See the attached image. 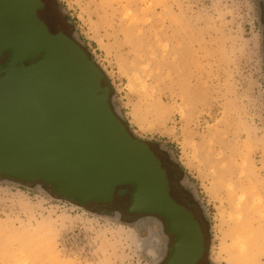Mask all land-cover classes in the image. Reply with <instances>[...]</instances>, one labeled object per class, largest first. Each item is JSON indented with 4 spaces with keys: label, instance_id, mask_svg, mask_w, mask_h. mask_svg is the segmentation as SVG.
I'll list each match as a JSON object with an SVG mask.
<instances>
[{
    "label": "rangeland",
    "instance_id": "obj_1",
    "mask_svg": "<svg viewBox=\"0 0 264 264\" xmlns=\"http://www.w3.org/2000/svg\"><path fill=\"white\" fill-rule=\"evenodd\" d=\"M58 1L128 130L168 149L193 186L210 264H264L256 0ZM1 180L0 264H158L167 250L155 217L121 224Z\"/></svg>",
    "mask_w": 264,
    "mask_h": 264
},
{
    "label": "water",
    "instance_id": "obj_2",
    "mask_svg": "<svg viewBox=\"0 0 264 264\" xmlns=\"http://www.w3.org/2000/svg\"><path fill=\"white\" fill-rule=\"evenodd\" d=\"M15 6L16 0H0V54L10 56L0 71L1 182L83 210L90 202L110 204L117 189L130 187L126 213L155 217L164 234L161 217L177 236L167 264H196L200 229L171 199L166 173L148 143L129 132L102 70L76 36L50 32L37 15L40 0H32L31 26L17 25ZM89 212L134 226L143 220L128 223L116 210Z\"/></svg>",
    "mask_w": 264,
    "mask_h": 264
},
{
    "label": "flooded vegetation",
    "instance_id": "obj_3",
    "mask_svg": "<svg viewBox=\"0 0 264 264\" xmlns=\"http://www.w3.org/2000/svg\"><path fill=\"white\" fill-rule=\"evenodd\" d=\"M42 8L37 12V15L41 21H43L52 34H63L70 39L75 36L74 27L71 25L69 19H67L63 13L62 8L58 4L57 0H40ZM258 13H259V23L261 26V32L264 39V0H256ZM15 9L17 11V25H21L22 22L32 25L30 19L32 14V0H16ZM2 36L0 35V41ZM10 56L7 52H2L0 54V71L3 66H5L9 60ZM29 62L25 63L28 67ZM149 145L150 150L154 153L157 159L161 163L162 169L166 173V178L168 180V187L170 190L171 199L180 207L189 212L194 221L197 223L200 232L202 234V253L196 264H210L208 254L210 252V247L208 244V230L210 226L207 224L204 214L202 213L199 202L196 198V193L193 186L189 183L187 177L184 175L179 164L172 158L168 149L162 145L155 144L152 142H146ZM2 179V178H0ZM27 186H32L34 184H26ZM52 192V187L44 185ZM131 188L122 187L116 190L114 199L110 204H99V203H88L85 207L88 211H95L97 209L109 210V211H121L126 222L133 220H138L144 216L138 215H128L126 213L127 204L130 202ZM58 197V196H56ZM163 223L164 232L166 237H169L168 248L160 262L158 264H167L171 257L172 247L177 243V236L171 235L167 231L166 221L158 217Z\"/></svg>",
    "mask_w": 264,
    "mask_h": 264
},
{
    "label": "trees",
    "instance_id": "obj_4",
    "mask_svg": "<svg viewBox=\"0 0 264 264\" xmlns=\"http://www.w3.org/2000/svg\"><path fill=\"white\" fill-rule=\"evenodd\" d=\"M99 67V66H98ZM100 68V67H99ZM101 69V68H100ZM102 70V69H101ZM102 72H103V70H102ZM103 74L105 75V73L103 72ZM105 81H109L108 80V78H107V76L105 75ZM111 87V86H110ZM130 132V131H129ZM131 133V132H130Z\"/></svg>",
    "mask_w": 264,
    "mask_h": 264
},
{
    "label": "bare ground",
    "instance_id": "obj_5",
    "mask_svg": "<svg viewBox=\"0 0 264 264\" xmlns=\"http://www.w3.org/2000/svg\"><path fill=\"white\" fill-rule=\"evenodd\" d=\"M28 240V239H27Z\"/></svg>",
    "mask_w": 264,
    "mask_h": 264
}]
</instances>
